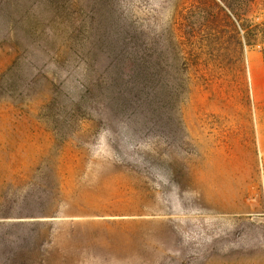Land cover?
I'll list each match as a JSON object with an SVG mask.
<instances>
[{
    "label": "rangeland",
    "instance_id": "374dc122",
    "mask_svg": "<svg viewBox=\"0 0 264 264\" xmlns=\"http://www.w3.org/2000/svg\"><path fill=\"white\" fill-rule=\"evenodd\" d=\"M0 0V264H264V0Z\"/></svg>",
    "mask_w": 264,
    "mask_h": 264
},
{
    "label": "trees",
    "instance_id": "16d2710c",
    "mask_svg": "<svg viewBox=\"0 0 264 264\" xmlns=\"http://www.w3.org/2000/svg\"><path fill=\"white\" fill-rule=\"evenodd\" d=\"M228 2V5L224 6V8H221V10L224 13V16L228 22V24L231 25L235 29V32L237 36L240 38V46L245 43V33H244V26L242 23H240V17L237 13V8L235 9L233 6H236L233 0H226Z\"/></svg>",
    "mask_w": 264,
    "mask_h": 264
}]
</instances>
